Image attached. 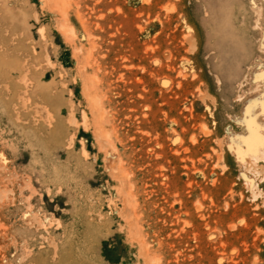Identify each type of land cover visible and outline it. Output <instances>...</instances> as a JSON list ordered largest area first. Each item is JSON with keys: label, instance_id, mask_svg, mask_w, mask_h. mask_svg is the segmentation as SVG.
I'll list each match as a JSON object with an SVG mask.
<instances>
[{"label": "rangeland", "instance_id": "374dc122", "mask_svg": "<svg viewBox=\"0 0 264 264\" xmlns=\"http://www.w3.org/2000/svg\"><path fill=\"white\" fill-rule=\"evenodd\" d=\"M263 27L264 0H0V264H264V158L229 146Z\"/></svg>", "mask_w": 264, "mask_h": 264}, {"label": "bare ground", "instance_id": "6f19581e", "mask_svg": "<svg viewBox=\"0 0 264 264\" xmlns=\"http://www.w3.org/2000/svg\"><path fill=\"white\" fill-rule=\"evenodd\" d=\"M261 29H263V35L260 40V51L264 53V27ZM252 76L253 82L260 83L263 87H261V90L263 89V91L260 90L261 93H258V95L255 94L256 96L253 94V97L250 96L246 102L247 104L242 111V120L240 119V123L243 124V133L240 135L238 134L236 137L231 136V138H229V146L233 149L240 162L249 164L256 159L259 160L260 158H264V61L257 65ZM25 77L26 75L24 74L21 78V81L24 83ZM72 119L73 118H71V120ZM252 182L253 181H250L253 185Z\"/></svg>", "mask_w": 264, "mask_h": 264}]
</instances>
